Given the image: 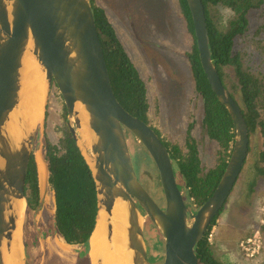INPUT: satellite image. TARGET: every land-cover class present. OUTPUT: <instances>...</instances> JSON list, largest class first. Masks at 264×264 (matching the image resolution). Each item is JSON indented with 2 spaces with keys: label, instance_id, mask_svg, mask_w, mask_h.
<instances>
[{
  "label": "water",
  "instance_id": "1",
  "mask_svg": "<svg viewBox=\"0 0 264 264\" xmlns=\"http://www.w3.org/2000/svg\"><path fill=\"white\" fill-rule=\"evenodd\" d=\"M187 3L202 67L212 91L231 116L235 136L216 190L196 211L187 206L161 138L115 96L91 0H0V264H7L6 253H12L19 223L23 229L21 260L29 264L24 242L26 211L22 217L21 202L27 209L28 167L37 134L41 142L44 137L53 86L64 100L68 127L95 180L98 212L94 232L103 220L112 246L115 225H121L129 264H151L145 235V223L150 219L165 240L163 259L152 264H199L197 246L224 209L242 174L249 156L250 133L241 107L223 85L213 61L203 1ZM28 53L42 67L46 83L43 119L34 126L29 124L22 105V70ZM83 123L91 133L90 143L85 141L83 145L88 157L79 145L83 138H79L78 131ZM127 131L156 166L165 198L163 207L136 174ZM39 185L45 187L40 175ZM119 202L125 207L122 222L115 219L114 213ZM95 264H104L103 257Z\"/></svg>",
  "mask_w": 264,
  "mask_h": 264
},
{
  "label": "trees",
  "instance_id": "2",
  "mask_svg": "<svg viewBox=\"0 0 264 264\" xmlns=\"http://www.w3.org/2000/svg\"><path fill=\"white\" fill-rule=\"evenodd\" d=\"M202 1L210 50L223 85L241 107L248 125L250 143L253 135L262 139L263 149L255 170L264 178V0ZM178 2L193 38V48L188 58L196 92L204 102L201 127L207 137L218 145L216 165L210 169L204 168L199 144L192 134L193 126L188 129L184 147L168 143L158 129H152L167 147L187 206L193 209L194 206L202 207L216 190L231 157L235 136L231 116L212 91L202 67L187 0ZM91 3L115 96L130 114L149 125L150 103L145 82L118 40L105 11L96 7L94 1L91 0ZM221 10L228 12L225 20ZM61 132L62 137L57 143L46 139L49 181L56 198L57 228L68 244L81 245L89 250L98 212L96 184L68 125ZM141 148L132 158H141L148 166L146 170L157 179L154 162ZM26 184L37 196L38 172L33 160L29 163ZM250 186L252 191L255 182ZM223 212L224 209L219 216ZM212 228L197 246L199 264H224L209 242Z\"/></svg>",
  "mask_w": 264,
  "mask_h": 264
},
{
  "label": "rangeland",
  "instance_id": "3",
  "mask_svg": "<svg viewBox=\"0 0 264 264\" xmlns=\"http://www.w3.org/2000/svg\"><path fill=\"white\" fill-rule=\"evenodd\" d=\"M146 1L151 4L155 2L153 0ZM167 1L166 7H162L158 3L157 8L154 4L151 5V8L154 11L156 10V14L159 12V15H161L162 12L164 16H168L170 28L161 23L152 26V30L150 29L149 32L161 45L166 46V49L162 48L161 54L176 65L175 71L182 82V86L177 83L178 81L175 83L169 81L156 62L155 66L158 69H156L155 79L149 64V57L146 54L141 55L138 68L149 87V98L152 107L150 112L151 125L160 131L168 143L183 147L188 129L193 126L192 134L199 144L203 166L205 169H210L217 163L218 145L207 137L201 127L204 102L196 92L193 75L190 71L191 64L188 59V53L193 48V38L187 29L178 0ZM96 3L98 6L106 8L112 22H117V18H121L115 16L111 11V6L117 7L118 2L116 0H96ZM144 3L148 8V4ZM222 11L225 20L228 12ZM117 25L118 27H116L124 43L126 42V45L130 48L133 47L131 46L133 42L131 33L129 34L121 23L117 22ZM133 58L134 61H139V58L134 56ZM173 78L177 77L173 76ZM66 110L62 96L58 89L53 86L47 110V129L45 128L44 131H46L48 139L54 143H57L62 137L61 129L69 124ZM129 134L131 136L128 137L129 142L133 144V156L143 146L131 133ZM44 138L45 132L42 140ZM250 146L251 153L242 174L228 199L224 212L216 220V225L213 228L211 227L212 230L208 238L211 239L209 242L217 257L224 264H264V178L260 177L255 170L260 152L263 149L262 139L258 135H253ZM143 149L145 148L143 147ZM132 160L141 184L156 201H159L156 197L159 196L162 200V206H164L165 198L158 172V177L155 179L146 170L148 166L141 161V158L134 156ZM252 182H255V186L251 191L250 183ZM198 209L197 206H194L192 210L196 211ZM156 237L157 240L162 242L161 246L164 249V237L161 234ZM146 238L148 252L154 253V249L151 250L148 244L149 237ZM250 239H252V243H248ZM157 255L160 259H163L164 251L157 253Z\"/></svg>",
  "mask_w": 264,
  "mask_h": 264
},
{
  "label": "flooded vegetation",
  "instance_id": "4",
  "mask_svg": "<svg viewBox=\"0 0 264 264\" xmlns=\"http://www.w3.org/2000/svg\"><path fill=\"white\" fill-rule=\"evenodd\" d=\"M94 1V5L100 9L105 11L106 17L116 32L117 38L120 41L121 45L123 46L125 52L127 53L128 57L130 58L132 64L137 69L139 75L145 82L147 92H148V99L150 103L149 108V126L151 128H156L151 125V102L149 98V87L146 83V80L143 78L140 69L138 68V62L141 61V55L146 54L149 59V64L151 66L153 76L156 77V66L157 63L159 67L164 71L167 78L171 82H177L182 86V82L177 76L175 71L176 65L169 61L165 56L161 54L162 48L166 49V46L161 45L150 31L152 26L156 24L163 23L167 28H170V21L167 15H159V12L156 14V10H152L151 5H155L158 7L161 5L162 7H166L168 4L167 0H153L154 3H147L146 0H116L118 2L117 7L111 6V11L114 13L115 16L121 17L120 19L117 18V22L121 23L126 31L133 37V42L131 46L128 47L126 42L124 43L121 35L118 32V25L117 22H112L110 15L108 14L105 7L98 6L96 0ZM148 4V8L146 4ZM134 4V6H133ZM117 26V27H116ZM148 28V29H147ZM152 30V29H151ZM147 31V32H146ZM129 49V51H128ZM134 57L139 58V61H134ZM189 59V58H188ZM156 62V63H155ZM190 62V60H189ZM191 64V63H190ZM189 64V65H190ZM190 71L192 74V69L190 67ZM159 72V70H158ZM193 75V74H192ZM173 76L177 78H173ZM160 77V75H159ZM156 79V78H155ZM67 112V110H66ZM48 119V114H47ZM47 119H46V126L47 129ZM154 130V129H153ZM130 132H126L127 137H131ZM163 137V136H162ZM48 135H46L45 131V138L41 142L40 134H37L34 143V149L32 152V156L30 162L33 160L37 166H39V174H38V183H39V175H40V161H42L47 166L48 175L45 187L42 189H38V194L35 196L33 190L30 186L26 184V198H27V209H26V221L24 226V242H25V251L28 259L29 264H92L91 263V256H90V249L86 250L81 245L76 244H68L62 235L59 233L56 223V198H55V191L52 188L49 178V168L46 158V139ZM50 140V139H49ZM129 140V139H128ZM51 141V140H50ZM53 142V141H52ZM41 183V179H40ZM42 185V184H41ZM43 186V185H42ZM159 201H156L161 207L162 200L159 196H156ZM161 234L156 226L152 223L150 219L147 220V224L145 227V235L149 237L148 244L151 250L154 253L149 252V261L156 262L160 258L157 255L160 252L164 251L162 249V242L157 240V237ZM164 240V238H163ZM164 245V243H163ZM156 247V248H155ZM165 252V251H164Z\"/></svg>",
  "mask_w": 264,
  "mask_h": 264
},
{
  "label": "bare ground",
  "instance_id": "5",
  "mask_svg": "<svg viewBox=\"0 0 264 264\" xmlns=\"http://www.w3.org/2000/svg\"><path fill=\"white\" fill-rule=\"evenodd\" d=\"M23 91H22V105L25 109L26 118L31 126L39 123L43 119V106L46 93L45 73L38 63V61L30 54H26L24 58L23 67ZM84 118V116H83ZM83 128L80 129L79 138L83 140L79 141V145L83 149L86 157H88L83 145L85 141L89 144L91 139V133L85 123ZM12 131L14 127L10 125ZM48 170L44 161H40V179L43 187L47 181ZM22 217L26 211V203L21 202ZM115 219L117 221H123V215L125 213L124 205L119 202L115 208ZM22 222V221H21ZM19 229L17 230L13 242L12 253H6L7 264H22V237L23 229L22 223H19ZM125 234L121 225H115L114 237L112 246L106 238L105 224L103 220L99 221L98 227L94 232L91 239V263L95 264L100 257H103L104 264H129L127 253L124 249Z\"/></svg>",
  "mask_w": 264,
  "mask_h": 264
},
{
  "label": "built area",
  "instance_id": "6",
  "mask_svg": "<svg viewBox=\"0 0 264 264\" xmlns=\"http://www.w3.org/2000/svg\"><path fill=\"white\" fill-rule=\"evenodd\" d=\"M209 240H211V239H209ZM253 241H252V239H250L249 241H248V243H252Z\"/></svg>",
  "mask_w": 264,
  "mask_h": 264
}]
</instances>
